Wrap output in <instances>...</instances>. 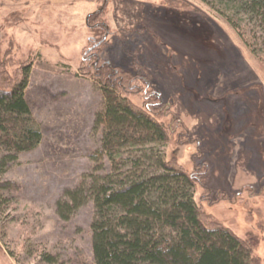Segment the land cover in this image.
<instances>
[{
  "label": "rangeland",
  "instance_id": "1",
  "mask_svg": "<svg viewBox=\"0 0 264 264\" xmlns=\"http://www.w3.org/2000/svg\"><path fill=\"white\" fill-rule=\"evenodd\" d=\"M100 3L0 0V55L11 71L32 60L26 95L43 132L0 173V264H97L93 202L68 220L57 202L94 170L101 144L104 96L89 76L101 25L90 15ZM103 20L102 55L140 76L135 102L160 93V117L173 130L167 154L195 171L200 205L253 239L264 264V50L252 52L202 0H108ZM248 23L264 47V26Z\"/></svg>",
  "mask_w": 264,
  "mask_h": 264
},
{
  "label": "trees",
  "instance_id": "2",
  "mask_svg": "<svg viewBox=\"0 0 264 264\" xmlns=\"http://www.w3.org/2000/svg\"><path fill=\"white\" fill-rule=\"evenodd\" d=\"M98 1L100 9L90 15L91 22L101 25L89 76L104 96V106L95 115L103 134L91 154L94 170L58 200L60 217L68 220L93 202L97 264H260L254 240L208 215L197 199L195 171L168 156L173 130L160 117V93L150 90L141 104L135 102L129 93L142 81L140 76L113 67L102 55L109 29L103 20L108 0ZM202 1L225 16L252 52L261 54L260 37L255 29L248 33L247 27L251 20L264 26V0ZM9 60L0 55V173L43 140L26 95L32 60L21 61L15 71L8 67ZM104 159L109 160L107 170ZM44 257L55 261L51 254Z\"/></svg>",
  "mask_w": 264,
  "mask_h": 264
}]
</instances>
